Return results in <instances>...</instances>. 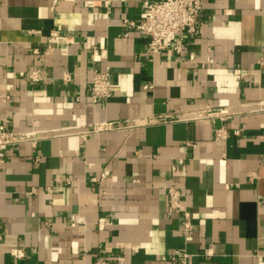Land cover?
I'll return each instance as SVG.
<instances>
[{
  "label": "crops",
  "instance_id": "0c3cea01",
  "mask_svg": "<svg viewBox=\"0 0 264 264\" xmlns=\"http://www.w3.org/2000/svg\"><path fill=\"white\" fill-rule=\"evenodd\" d=\"M144 1L0 0V129L29 133L0 162V264H264V0H203L180 52L154 55L122 24ZM94 67L113 84L96 102Z\"/></svg>",
  "mask_w": 264,
  "mask_h": 264
},
{
  "label": "built area",
  "instance_id": "2783aa9c",
  "mask_svg": "<svg viewBox=\"0 0 264 264\" xmlns=\"http://www.w3.org/2000/svg\"><path fill=\"white\" fill-rule=\"evenodd\" d=\"M203 0H145L143 9L140 12L137 21L124 19L122 24L128 29H135L148 37V52L151 55L163 51L168 48H173L176 52L181 50V36L186 33L197 32V21L200 16ZM108 16V11H91L88 13L87 22L93 23L97 18H105ZM67 36L60 34L57 30H52L49 33L47 41L57 42L66 41ZM33 53H38V48H33ZM93 54H98L96 47L92 49ZM26 76L33 81L40 79V69L31 66L26 72ZM66 80L70 75L65 73L63 76ZM113 84L110 80V73L107 68L99 69L92 68L91 80L89 87V97L93 102L100 98H107L112 94ZM105 129H113L120 127V123L113 121L102 122ZM239 130H236L238 133ZM88 131L81 132L82 138H86ZM29 133L14 131L7 128L0 129V162L6 154L8 146L25 140V136ZM226 136L223 128H219L215 132V137L221 139ZM31 141L37 137L30 138ZM167 205L169 210H175L182 215L181 232L187 236L191 227V213L183 202V194L179 188L171 183L166 186ZM73 222H78L77 217ZM2 232L0 231V239ZM15 257H23L24 250L16 248L13 251ZM213 251L210 247L202 251V255H210ZM191 253L184 249H176L170 255V258L176 264H188V259ZM93 264H110L109 259L99 257L94 260Z\"/></svg>",
  "mask_w": 264,
  "mask_h": 264
}]
</instances>
